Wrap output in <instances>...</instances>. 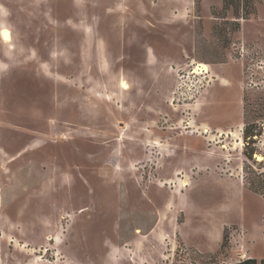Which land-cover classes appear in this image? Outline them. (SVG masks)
I'll return each instance as SVG.
<instances>
[{
  "label": "rangeland",
  "instance_id": "rangeland-1",
  "mask_svg": "<svg viewBox=\"0 0 264 264\" xmlns=\"http://www.w3.org/2000/svg\"><path fill=\"white\" fill-rule=\"evenodd\" d=\"M252 1L241 18L221 0H0V264L264 258ZM245 111L261 131L252 160ZM185 221L213 249L223 229L222 254L187 247Z\"/></svg>",
  "mask_w": 264,
  "mask_h": 264
},
{
  "label": "trees",
  "instance_id": "trees-1",
  "mask_svg": "<svg viewBox=\"0 0 264 264\" xmlns=\"http://www.w3.org/2000/svg\"><path fill=\"white\" fill-rule=\"evenodd\" d=\"M221 6L222 10H228L232 9L233 14L236 16V11L240 14L242 11H244L243 14H241V18L248 15V10L253 7V1L252 0H221ZM261 135L260 129H258L256 120L255 121H250L247 116L246 111L244 112V128H243V140L245 142V146L243 149V155L246 158V160H252L253 155L255 154V149L254 145L256 143L257 137ZM249 190H251L254 193H259V190L255 188V186L250 185ZM262 196H264V193H262ZM263 225H264V217H263ZM225 236L223 234L222 237V243L220 245L219 250L212 254L213 257L218 254H222V250L225 248ZM211 255V254H209ZM212 257V256H211ZM214 259V258H213ZM211 258L210 264H264V258L258 260L255 258H248L244 260H240L235 263H220L217 262L215 259L213 260Z\"/></svg>",
  "mask_w": 264,
  "mask_h": 264
},
{
  "label": "crops",
  "instance_id": "crops-1",
  "mask_svg": "<svg viewBox=\"0 0 264 264\" xmlns=\"http://www.w3.org/2000/svg\"><path fill=\"white\" fill-rule=\"evenodd\" d=\"M239 187V190L242 191L243 188V185L240 184L237 186ZM184 201V200H183ZM264 215V208H263V211L260 213V220L262 218V216ZM186 220V219H185ZM261 222L262 220L260 221V228L262 230V225H261ZM156 225H158V223H156ZM155 225V227H156ZM188 227V223L187 221H185L184 225L180 226L178 228V234L180 236V238L182 239V241L184 242V244L187 246V247H191L197 251H199L200 253H215L218 249H219V245H220V242L222 241V236H223V229H222V235H221V238H220V241H219V244L217 245V247L215 249H213V247L209 244H201V245H197V244H193L192 242H190L189 238H188V233L185 231V228ZM239 228H243L242 226L239 225ZM248 259V258H246ZM256 259V258H255Z\"/></svg>",
  "mask_w": 264,
  "mask_h": 264
},
{
  "label": "bare ground",
  "instance_id": "bare-ground-1",
  "mask_svg": "<svg viewBox=\"0 0 264 264\" xmlns=\"http://www.w3.org/2000/svg\"><path fill=\"white\" fill-rule=\"evenodd\" d=\"M207 71H208V67L206 64H202L199 67H194V69H193V73L198 74V75L201 74L202 72H207ZM122 87L125 88L126 85L122 84ZM257 159L261 160L262 158L260 156H257Z\"/></svg>",
  "mask_w": 264,
  "mask_h": 264
},
{
  "label": "snow or ice",
  "instance_id": "snow-or-ice-1",
  "mask_svg": "<svg viewBox=\"0 0 264 264\" xmlns=\"http://www.w3.org/2000/svg\"><path fill=\"white\" fill-rule=\"evenodd\" d=\"M3 35L5 36V38L9 37V34L7 32H4Z\"/></svg>",
  "mask_w": 264,
  "mask_h": 264
}]
</instances>
